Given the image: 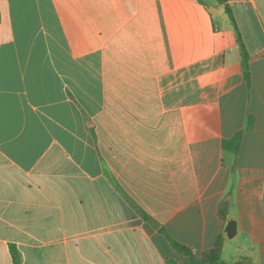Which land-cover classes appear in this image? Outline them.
<instances>
[{"label": "crops", "instance_id": "1", "mask_svg": "<svg viewBox=\"0 0 264 264\" xmlns=\"http://www.w3.org/2000/svg\"><path fill=\"white\" fill-rule=\"evenodd\" d=\"M143 213L264 264V0H0V264H183Z\"/></svg>", "mask_w": 264, "mask_h": 264}, {"label": "trees", "instance_id": "2", "mask_svg": "<svg viewBox=\"0 0 264 264\" xmlns=\"http://www.w3.org/2000/svg\"><path fill=\"white\" fill-rule=\"evenodd\" d=\"M219 4H225L226 0H216ZM226 14L229 18V20L231 21L234 30L236 32L237 35V39L238 42L240 44L241 47V54H242V65H243V69H244V73L247 76V71H248V54L246 52V49L244 48V45L242 43V39L240 36V32L238 30L237 27V23L233 17L232 12L230 11V9L226 6ZM239 139V135L236 136L234 141H237ZM143 218L150 222L154 228L157 229V231L163 235L165 237V239L169 242V244L171 245L172 249L177 252L178 254L182 255L185 258V262L183 264H224L221 261V251H222V247H223V237L219 236L215 246L213 247V249L209 250L208 252L204 253L201 257H196L192 251L183 246L180 245L179 243H177L172 236L166 231V229L162 226H159V224H157L156 222H154L149 216L145 215L143 213ZM11 254H12V259H13V264H20V256L17 252V250L15 248H11ZM166 264H178L175 261L169 260L166 262ZM238 264H246V263H238Z\"/></svg>", "mask_w": 264, "mask_h": 264}, {"label": "water", "instance_id": "3", "mask_svg": "<svg viewBox=\"0 0 264 264\" xmlns=\"http://www.w3.org/2000/svg\"><path fill=\"white\" fill-rule=\"evenodd\" d=\"M225 232L228 238H233L236 234V223L234 221H230L225 228Z\"/></svg>", "mask_w": 264, "mask_h": 264}]
</instances>
